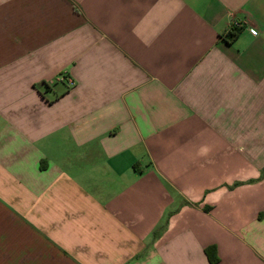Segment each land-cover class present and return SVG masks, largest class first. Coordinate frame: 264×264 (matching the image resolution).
Wrapping results in <instances>:
<instances>
[{"label":"crops","instance_id":"0c3cea01","mask_svg":"<svg viewBox=\"0 0 264 264\" xmlns=\"http://www.w3.org/2000/svg\"><path fill=\"white\" fill-rule=\"evenodd\" d=\"M210 247L264 264V0H0V264Z\"/></svg>","mask_w":264,"mask_h":264},{"label":"trees","instance_id":"16d2710c","mask_svg":"<svg viewBox=\"0 0 264 264\" xmlns=\"http://www.w3.org/2000/svg\"><path fill=\"white\" fill-rule=\"evenodd\" d=\"M241 31H242V27L235 28L233 31H230L225 38L228 39L229 42H234L235 39L240 35ZM206 254L209 259L210 264H219L220 261H219L215 247L208 248L206 250Z\"/></svg>","mask_w":264,"mask_h":264},{"label":"built area","instance_id":"2783aa9c","mask_svg":"<svg viewBox=\"0 0 264 264\" xmlns=\"http://www.w3.org/2000/svg\"><path fill=\"white\" fill-rule=\"evenodd\" d=\"M234 28H241L239 24H235ZM71 84L73 85V83L71 82Z\"/></svg>","mask_w":264,"mask_h":264}]
</instances>
